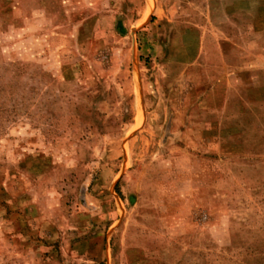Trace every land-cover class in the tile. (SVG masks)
<instances>
[{
    "label": "rangeland",
    "instance_id": "1",
    "mask_svg": "<svg viewBox=\"0 0 264 264\" xmlns=\"http://www.w3.org/2000/svg\"><path fill=\"white\" fill-rule=\"evenodd\" d=\"M0 264H264V0H0Z\"/></svg>",
    "mask_w": 264,
    "mask_h": 264
}]
</instances>
